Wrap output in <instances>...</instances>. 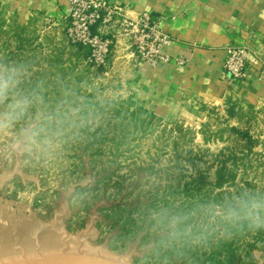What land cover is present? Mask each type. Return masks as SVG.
<instances>
[{
    "label": "rangeland",
    "instance_id": "rangeland-1",
    "mask_svg": "<svg viewBox=\"0 0 264 264\" xmlns=\"http://www.w3.org/2000/svg\"><path fill=\"white\" fill-rule=\"evenodd\" d=\"M51 27L0 5V61L24 69L21 88L39 93L46 115L72 124L50 156L0 138V253L20 252L0 264H264V231L226 230L207 215L241 191L264 192V124L233 101L161 120L110 65L69 49L64 22ZM160 209L195 211L187 223L208 225L200 243L162 250L151 219Z\"/></svg>",
    "mask_w": 264,
    "mask_h": 264
},
{
    "label": "crops",
    "instance_id": "crops-1",
    "mask_svg": "<svg viewBox=\"0 0 264 264\" xmlns=\"http://www.w3.org/2000/svg\"><path fill=\"white\" fill-rule=\"evenodd\" d=\"M110 1L123 6L130 16L147 11L174 37L167 50L174 57L187 58L185 65L172 61L152 67L135 63L123 43L114 46L108 72L127 81L133 103L161 120L178 121L198 118L208 107L233 101L234 108L245 119L263 126L264 85L260 67L251 66L246 79L229 81L223 65L226 47L231 43L247 46L264 61V0ZM0 5L21 22L34 20L59 29L68 0H0ZM66 42L75 53L83 48ZM21 220L26 222L25 217ZM34 248L30 246L21 254H34ZM8 254L20 252L0 253Z\"/></svg>",
    "mask_w": 264,
    "mask_h": 264
},
{
    "label": "clouds",
    "instance_id": "clouds-1",
    "mask_svg": "<svg viewBox=\"0 0 264 264\" xmlns=\"http://www.w3.org/2000/svg\"><path fill=\"white\" fill-rule=\"evenodd\" d=\"M24 69L13 63L0 61V138H7L6 147L12 151L50 156L71 129L68 116L46 115L43 100L33 90H23ZM21 124L25 126L20 127ZM68 125L65 127V125ZM195 211L189 213L160 209L151 214L155 221L153 231L161 235L160 248L164 251L179 249L185 244L201 241V228L208 225L188 224ZM210 223H219L226 230L241 227L251 232L264 231V192L241 191L226 201L207 210ZM227 236V232L225 233Z\"/></svg>",
    "mask_w": 264,
    "mask_h": 264
},
{
    "label": "built area",
    "instance_id": "built-area-1",
    "mask_svg": "<svg viewBox=\"0 0 264 264\" xmlns=\"http://www.w3.org/2000/svg\"><path fill=\"white\" fill-rule=\"evenodd\" d=\"M63 22L67 41L86 48L85 61L94 67L107 66L114 46L120 43L132 53L135 63L152 67L172 61L177 65L187 63V58L174 57L167 50L175 41L174 37L147 11L130 16L123 6L110 0H68ZM253 65L260 67L264 85V61L245 45L231 43L226 47L223 72L229 81L246 79Z\"/></svg>",
    "mask_w": 264,
    "mask_h": 264
},
{
    "label": "water",
    "instance_id": "water-1",
    "mask_svg": "<svg viewBox=\"0 0 264 264\" xmlns=\"http://www.w3.org/2000/svg\"><path fill=\"white\" fill-rule=\"evenodd\" d=\"M77 264H113L106 261H94V262H79Z\"/></svg>",
    "mask_w": 264,
    "mask_h": 264
},
{
    "label": "bare ground",
    "instance_id": "bare-ground-1",
    "mask_svg": "<svg viewBox=\"0 0 264 264\" xmlns=\"http://www.w3.org/2000/svg\"><path fill=\"white\" fill-rule=\"evenodd\" d=\"M31 262V261H29ZM13 264H25V263H13ZM28 264H44V263H28Z\"/></svg>",
    "mask_w": 264,
    "mask_h": 264
},
{
    "label": "trees",
    "instance_id": "trees-1",
    "mask_svg": "<svg viewBox=\"0 0 264 264\" xmlns=\"http://www.w3.org/2000/svg\"><path fill=\"white\" fill-rule=\"evenodd\" d=\"M74 45H80L81 47H83L81 44H74ZM85 50H86V48H85ZM87 52H86V56L88 55V50H86ZM79 52V51H78Z\"/></svg>",
    "mask_w": 264,
    "mask_h": 264
}]
</instances>
